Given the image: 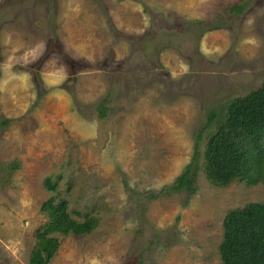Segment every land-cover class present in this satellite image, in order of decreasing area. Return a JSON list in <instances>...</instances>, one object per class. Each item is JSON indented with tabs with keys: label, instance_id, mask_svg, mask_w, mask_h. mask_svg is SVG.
Instances as JSON below:
<instances>
[{
	"label": "rangeland",
	"instance_id": "obj_1",
	"mask_svg": "<svg viewBox=\"0 0 264 264\" xmlns=\"http://www.w3.org/2000/svg\"><path fill=\"white\" fill-rule=\"evenodd\" d=\"M263 79L264 0H0V264H35L49 195L95 223L44 264H222L264 182L210 181L203 150Z\"/></svg>",
	"mask_w": 264,
	"mask_h": 264
},
{
	"label": "trees",
	"instance_id": "obj_2",
	"mask_svg": "<svg viewBox=\"0 0 264 264\" xmlns=\"http://www.w3.org/2000/svg\"><path fill=\"white\" fill-rule=\"evenodd\" d=\"M0 121L6 124L9 119L0 115ZM203 161L205 176L214 183L226 184L232 178L264 182V79L259 86L228 100L222 121L206 139ZM2 164L12 166L10 161L0 160ZM170 189H192L189 166L174 178ZM40 209L46 212L47 221L36 231L35 264H44L56 248V239L49 233H84L95 223L90 216L74 219L66 199L54 195L44 199ZM218 253L222 264H264V200L225 212Z\"/></svg>",
	"mask_w": 264,
	"mask_h": 264
}]
</instances>
